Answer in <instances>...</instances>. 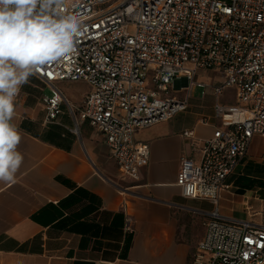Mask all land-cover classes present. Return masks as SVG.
Masks as SVG:
<instances>
[{"label": "built area", "instance_id": "2783aa9c", "mask_svg": "<svg viewBox=\"0 0 264 264\" xmlns=\"http://www.w3.org/2000/svg\"><path fill=\"white\" fill-rule=\"evenodd\" d=\"M61 11L81 18L83 32L73 53L33 74L51 91L48 123L70 106L57 84L87 83L76 120L105 137L123 178L139 179L151 148L136 132L187 111L195 88L203 97L211 90L219 125L207 140L185 133L200 159L182 158L177 180L185 198L216 205L192 264H264V225L220 211L229 178L264 138V0H65ZM206 70L226 80L198 81ZM227 89L236 90L235 105L221 104Z\"/></svg>", "mask_w": 264, "mask_h": 264}, {"label": "crops", "instance_id": "0c3cea01", "mask_svg": "<svg viewBox=\"0 0 264 264\" xmlns=\"http://www.w3.org/2000/svg\"><path fill=\"white\" fill-rule=\"evenodd\" d=\"M73 83L57 85L74 113L65 103L52 123L44 104L50 89L35 75L16 98L13 122L24 161L14 183L0 182V264H192L216 205L185 198L177 180L182 158L200 159L185 133L207 140L219 125L212 91L198 99L192 94L187 111L136 132L151 158L131 179L122 177L105 137L76 120L91 88L78 97ZM259 139L229 178L233 189L223 191L220 211L264 225L247 210L254 191L241 194L236 186L244 167L264 155L255 150Z\"/></svg>", "mask_w": 264, "mask_h": 264}, {"label": "clouds", "instance_id": "9594fccd", "mask_svg": "<svg viewBox=\"0 0 264 264\" xmlns=\"http://www.w3.org/2000/svg\"><path fill=\"white\" fill-rule=\"evenodd\" d=\"M65 0H0V182L14 183L24 156L13 122L16 98L40 66L66 58L82 20L63 14Z\"/></svg>", "mask_w": 264, "mask_h": 264}, {"label": "rangeland", "instance_id": "374dc122", "mask_svg": "<svg viewBox=\"0 0 264 264\" xmlns=\"http://www.w3.org/2000/svg\"><path fill=\"white\" fill-rule=\"evenodd\" d=\"M203 73V74H202ZM202 74V75H201ZM198 81L207 82L210 84H219L223 83L226 78L220 73H216L214 71L206 70L200 72V75L197 78ZM149 86L152 85L151 78L148 80ZM74 84V94L75 96L81 97L82 94L89 91L90 87L85 82H75ZM69 96L71 95V91H66ZM178 93V92H176ZM47 95H51V91L48 90L46 92ZM193 96L195 98H201L202 90L195 88L193 92ZM221 104L227 105H235L236 104V90L235 89H227L221 98ZM261 139L255 145V150L258 148L260 154H264V138L260 136ZM245 171L243 173H247L249 176L258 177L264 181V155L258 156L253 162H249L245 167ZM242 185L249 187V191H254V193H250L251 197L249 206L252 208L250 211L251 217L253 219H257L259 221L264 222V188L260 187V182L255 181L251 177L246 178L242 181ZM262 188L261 190H259ZM257 199V200H256Z\"/></svg>", "mask_w": 264, "mask_h": 264}, {"label": "trees", "instance_id": "16d2710c", "mask_svg": "<svg viewBox=\"0 0 264 264\" xmlns=\"http://www.w3.org/2000/svg\"><path fill=\"white\" fill-rule=\"evenodd\" d=\"M246 176H242L240 178H238L237 182H236V186H238L240 189H239V192L241 194H244L245 192H247L250 188L249 187H246L244 185H242V181L246 178H249V175L247 173H245ZM255 181H259L260 182V187L264 188V181L261 180V179H254Z\"/></svg>", "mask_w": 264, "mask_h": 264}]
</instances>
